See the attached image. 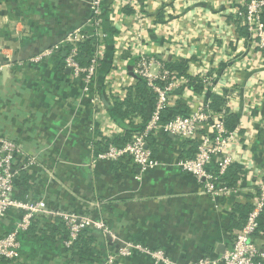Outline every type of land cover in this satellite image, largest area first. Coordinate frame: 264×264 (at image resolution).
<instances>
[{
    "label": "crops",
    "instance_id": "0c3cea01",
    "mask_svg": "<svg viewBox=\"0 0 264 264\" xmlns=\"http://www.w3.org/2000/svg\"><path fill=\"white\" fill-rule=\"evenodd\" d=\"M120 1H104L105 58L87 85L65 67L64 55L32 60L80 30L93 33L89 0H0V66L7 67L0 71V139L17 143L36 160V165L16 167L17 178L26 174L31 179L25 187L16 185L15 196L45 200L50 211L89 216L111 232H92L99 259L81 262L77 250L64 246L67 233L60 218L38 217L22 236L21 257L16 262L0 258V264H106L108 255L126 246L138 248L116 264H165L159 253L175 264H191L203 256L216 259L232 247L235 209L254 204L253 175L264 178V53L240 31L235 12L242 9V0H134L146 18L139 48L166 67L186 64L189 78L200 83L215 73L216 94L232 96L228 120H236L227 124L239 128L241 157L254 171L244 173L241 165L229 171V186L240 185L226 205L231 209L217 212L203 185L178 168V161L194 152L174 136L151 139L160 162L152 171L143 172L129 160L97 159L100 140L123 142L144 121L119 122L113 111L118 90L106 83L120 46L117 67L128 70L123 88L136 84L130 72L133 55L122 42L128 27L137 26L136 7H119ZM13 40L16 48L10 47ZM128 94L129 88L119 100ZM175 96L174 103L186 110L182 99L187 102L190 96L184 99L180 90ZM21 214L13 210L0 221V237L14 229ZM254 241L264 253V232Z\"/></svg>",
    "mask_w": 264,
    "mask_h": 264
},
{
    "label": "built area",
    "instance_id": "2783aa9c",
    "mask_svg": "<svg viewBox=\"0 0 264 264\" xmlns=\"http://www.w3.org/2000/svg\"><path fill=\"white\" fill-rule=\"evenodd\" d=\"M105 0H89L90 18L88 20L93 33L89 34L82 30L67 36L63 41L52 47L45 49L40 55L33 58L32 62L38 63L44 59H60L64 57L65 67L71 70L75 77H84V82L89 85L93 82L101 62L105 58V40L108 37L103 30L104 19L103 9ZM242 9L236 11L238 16V26L245 29L247 39L252 42L253 47L260 53H264V0H242ZM119 7H132L135 9V22L137 26L131 24L126 35L123 36V44L126 50H130L133 55L132 70L136 78L146 81L148 89L155 95L156 103L148 118L140 122L132 131L131 139L123 145H116L111 142L102 141L101 152H97L98 160L108 163H119L129 160L138 166L143 172L156 169L160 162L157 161L150 148L151 139H159L163 136L171 135L183 141L194 155L191 158H183L178 161V168L193 176L203 185L205 192L211 197L214 209L222 212L228 208V200L239 190L240 185L229 186L227 176L233 167L244 166L243 172L250 175L254 171V166L249 161L241 157V141L239 138V128H229L228 117L233 113L234 104L231 103L232 96L229 93L224 98V104L219 111L212 109V95H216L219 87L218 76L215 73L211 77L203 78L201 84L203 91L194 92L189 88L190 80L179 74L170 71L162 60L145 52V48H139L142 41L141 32L145 25L144 10L136 4L134 0H121ZM240 7V8H241ZM96 37L99 44L90 54L87 66L79 62V45L85 40ZM18 42V41H17ZM17 42L12 41L10 47L16 48ZM135 46L138 49H135ZM117 48L115 62L107 76L109 87L117 89L113 102L121 99L126 89L132 88L130 83L122 77L127 75V67H117L118 57L122 52ZM7 67L0 66V71ZM135 80L132 82H136ZM182 92V101L187 105L186 110L174 103L175 91ZM189 95V96H188ZM237 94H234V96ZM94 103V100L92 101ZM184 109L187 116L175 113L176 109ZM248 111H250L248 109ZM249 135L244 138V144L249 140ZM242 139V140H243ZM103 144V145H102ZM91 145L90 148L94 149ZM242 158V159H241ZM23 165L27 168L36 165L34 157L28 155L22 146L8 140L0 139V221L11 211L23 212L20 221L14 229L7 235L0 237V258L7 262H16L21 257V239L29 232L34 221L38 217L49 218L51 216L60 218L67 233L64 246L67 250L74 248L82 232L100 231L111 234L108 227L100 221L93 220L86 215L73 212L50 211L45 200L21 201L15 196L16 178L19 171L16 167ZM239 174H242L241 172ZM253 175L256 181L253 182L255 200L253 211L249 214L243 228L238 231L232 240V247L219 258L203 256L191 264H264V253L261 252L254 241L259 231V218L264 211V178L261 175ZM228 209H231L230 207ZM137 246H126L120 250L116 249L108 255L106 264H116L119 259L129 257L133 249ZM158 256L165 264H175L170 260H163L162 254Z\"/></svg>",
    "mask_w": 264,
    "mask_h": 264
},
{
    "label": "trees",
    "instance_id": "16d2710c",
    "mask_svg": "<svg viewBox=\"0 0 264 264\" xmlns=\"http://www.w3.org/2000/svg\"><path fill=\"white\" fill-rule=\"evenodd\" d=\"M240 31L241 33L246 35L245 29L241 28ZM98 44H99V39L96 37H91L79 45L80 54H79L78 59L82 65H85V64L88 65L89 60H90V54L94 51V49L96 48ZM60 59H63L62 55ZM167 68L170 71H176L179 74L186 76L190 80L189 88L193 90L194 92L200 93L203 91V85L198 80L189 78L188 73H187L188 67L186 66V64H171L167 66ZM211 99L213 102L212 109L215 111H219L225 102L224 98L220 96L212 95ZM155 103H156L155 95L148 89L146 81L142 79H138L136 81V84L132 88H130L129 94L124 100L115 101L113 111L119 122L128 120V119H133L135 117H142L144 120H146L150 112L152 111ZM176 114L187 116L188 112L178 111L173 114L170 113L169 115H176ZM235 120H236V116H230L228 120V124L231 126L235 122ZM131 134H132V131L128 133V136L125 141L121 142L117 140L114 142V144L123 145L129 142V140L131 139ZM30 179H31L30 176L26 174H22L20 178H16V185L20 186L21 184V186L25 187L26 184L30 181ZM20 180L22 181L20 182ZM252 211H253V206L250 204L246 206H238L235 209L234 213L232 214L233 216L231 219L232 220L231 228L234 229L235 235L238 233V231H240L243 228V226L245 225L247 221L249 214ZM259 224H260L259 231L264 232V211L261 217L259 218ZM90 234H91L90 232H82L78 240L75 242L74 248L71 250L73 252L74 250L75 251L77 250L78 252L77 259L81 262L88 261L89 263H91L99 259L97 255L95 254V250L90 241ZM66 238L67 236L65 237V240ZM94 254L96 256H94Z\"/></svg>",
    "mask_w": 264,
    "mask_h": 264
},
{
    "label": "water",
    "instance_id": "95a60500",
    "mask_svg": "<svg viewBox=\"0 0 264 264\" xmlns=\"http://www.w3.org/2000/svg\"><path fill=\"white\" fill-rule=\"evenodd\" d=\"M64 57L66 56V52L63 53ZM132 66L130 67V72L133 74Z\"/></svg>",
    "mask_w": 264,
    "mask_h": 264
}]
</instances>
